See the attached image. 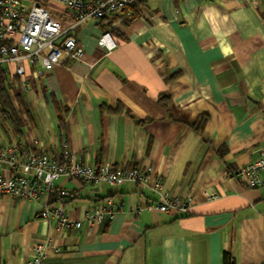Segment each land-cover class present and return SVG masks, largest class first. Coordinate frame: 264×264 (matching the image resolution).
Instances as JSON below:
<instances>
[{
  "label": "crops",
  "instance_id": "obj_1",
  "mask_svg": "<svg viewBox=\"0 0 264 264\" xmlns=\"http://www.w3.org/2000/svg\"><path fill=\"white\" fill-rule=\"evenodd\" d=\"M20 1L69 21L56 0ZM138 11L79 25L80 60L27 69L29 114L19 134L0 126V143L59 156L65 139L91 165H149L190 211L148 209L157 196L135 183L62 177L78 196L61 207L79 227L40 218V200L0 197V264H27L43 241L59 247L44 264H264V184L233 175L264 151V0H144ZM106 200L118 209L89 225Z\"/></svg>",
  "mask_w": 264,
  "mask_h": 264
},
{
  "label": "built area",
  "instance_id": "obj_2",
  "mask_svg": "<svg viewBox=\"0 0 264 264\" xmlns=\"http://www.w3.org/2000/svg\"><path fill=\"white\" fill-rule=\"evenodd\" d=\"M136 0H56L68 9L69 21L61 23L51 17L41 5L26 6L20 0H0V65L19 77L26 87V70L35 74L52 70L62 58L68 61L80 60L83 48L79 44L75 30L89 19L100 20L108 15H120L122 10ZM98 43L107 50L114 47V41L107 31L98 38ZM264 151L233 172L247 187L264 184ZM77 179L91 186L101 183L123 184L131 182L149 188L157 201L147 206L165 213L187 214L190 211L189 199L170 195L163 187L161 176L151 166H129L119 168L100 162L88 164L68 148L62 140L59 156L44 151H31L16 143H0V197L17 198L42 202L38 216L46 221L53 219L56 228L79 227L80 220H74L63 212L61 204L65 199H76L78 193L58 187L59 178ZM215 194L208 195L209 199ZM118 208L111 201L92 213H85L84 220L89 225L100 223ZM59 251L57 245L48 241L37 243L27 264H44L46 249Z\"/></svg>",
  "mask_w": 264,
  "mask_h": 264
},
{
  "label": "trees",
  "instance_id": "obj_3",
  "mask_svg": "<svg viewBox=\"0 0 264 264\" xmlns=\"http://www.w3.org/2000/svg\"><path fill=\"white\" fill-rule=\"evenodd\" d=\"M143 1L136 0L131 6L122 10L118 16L121 17L123 23L138 15V9ZM105 17L100 20H103ZM115 31V29L112 30V32ZM28 114L24 90L21 87L19 77L12 69H6L0 65V121L9 124L19 134L25 124V117ZM16 144L21 147L19 142Z\"/></svg>",
  "mask_w": 264,
  "mask_h": 264
},
{
  "label": "rangeland",
  "instance_id": "obj_4",
  "mask_svg": "<svg viewBox=\"0 0 264 264\" xmlns=\"http://www.w3.org/2000/svg\"><path fill=\"white\" fill-rule=\"evenodd\" d=\"M50 16L56 18L55 16H53V15H51V14H50ZM63 24H64V23H63ZM0 126L3 127V128L6 129V130H7V127H9L7 123H1V121H0Z\"/></svg>",
  "mask_w": 264,
  "mask_h": 264
}]
</instances>
